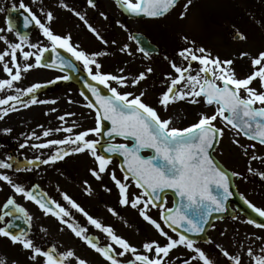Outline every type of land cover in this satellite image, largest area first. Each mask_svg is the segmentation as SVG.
<instances>
[{
    "label": "snow or ice",
    "instance_id": "6c2138e0",
    "mask_svg": "<svg viewBox=\"0 0 264 264\" xmlns=\"http://www.w3.org/2000/svg\"><path fill=\"white\" fill-rule=\"evenodd\" d=\"M191 2L192 0H187L185 9ZM86 4L93 9L97 8L96 0H86ZM116 4L134 16L160 18L176 6L177 0H116ZM58 7L77 17L102 44H109L101 32L89 22L85 12L70 6L66 0H58ZM18 8L27 13L24 16V27L28 28L34 23L46 40L42 43H32L27 35L19 31L16 32L18 42H9L6 36L0 35V41L6 45L5 49L0 50V65L6 74V78H0V92L9 89L15 93L0 98V120L12 112L19 111L18 104L27 109L32 105L56 103L55 100L37 98V90L45 86L42 83H32L23 88L15 87V83L23 79V73L34 68L60 72L68 69L77 71V64L74 63L76 61L82 65L91 81L85 80L84 86L94 99H90L83 91L80 95L85 101L83 107L94 112V127L74 131L78 127L75 121L71 126H65L66 116H75V113L58 116L57 119L63 122L60 127L45 129L43 125H39L44 138L61 132L67 135L41 141V135L32 131L25 137L24 143L19 145L21 149L31 147L54 150L43 159L37 156L26 162H17L15 171H32L33 167L39 165H54L66 157L86 154L94 165L88 169L91 177L102 181L107 175L118 190L119 205L136 210L160 239L143 242V251H140L126 238L116 234L111 226H106L90 215L68 193L61 192L62 200L71 209L82 214L89 225L100 230L111 241L102 246L98 237L90 235L88 228L74 219L73 212L68 207L49 197L46 192L39 191L38 185L25 186L7 172H0V183L7 184L14 195L7 197L0 206V237L8 238L13 245H20L23 250L29 252L28 259L33 264H89L87 259L77 255L72 248L58 251L55 246L47 249L38 246L27 230L20 229L16 221L23 219L30 227L33 218L25 207L17 203L15 197L19 195L34 203L44 216L55 218L62 226L60 231L69 230L74 237L99 254L107 264H173L169 257L178 247H183L189 253L186 259L175 257L179 264H216V260L197 246L198 242L193 238L206 232V226L214 213L228 211L227 201L233 195L229 173L220 167L211 150L223 137L225 130L234 132L233 143L241 147L245 155L249 154V147L255 149L256 145L246 147L240 143L241 137L264 145V51L250 57L252 71L239 76L233 58L222 59L219 55L213 56L205 47L197 46L195 41H188L187 37H183L188 46L176 53L182 63L169 61L172 71L164 74L167 86L160 93L158 104L166 111L170 104L183 101L202 109L206 105L211 111L201 110L195 122L181 128L174 126L171 117H163L156 107L145 101L147 91L141 90L138 94L134 91H121L140 85L149 74L154 73L152 67L132 75H129L125 68H120L118 73L105 72L99 58L109 53H89L72 42L70 33L55 32L51 26L56 19L53 11L41 8L42 20L23 0H20ZM12 10H17L16 5H13ZM99 15L104 20L108 19L103 11L99 12ZM184 15L185 12H182L181 18ZM5 23L6 27L0 28V33L12 32L11 18H6ZM116 24L127 30L121 21L117 20ZM234 39H246V36L237 30ZM137 43L140 44L139 39ZM111 44L115 45L116 41L112 40ZM25 47L30 50H25ZM58 49L70 54V58L62 56ZM119 51L132 55L128 45L120 47ZM138 51L145 57H150V51L146 47L140 46ZM18 52L22 53L26 61L23 66L18 63ZM48 52L53 53L55 57L50 63L44 59L45 53ZM249 55L247 52L239 53L240 58ZM165 59L169 58L166 56ZM70 79V75H58L47 83L54 84ZM254 83L258 87L252 86ZM100 86H103L108 94H104ZM68 102L76 103L71 99ZM56 111V108L49 109V112ZM218 121L223 126H218ZM0 131L8 134L12 129L8 127ZM33 140L41 142L29 143ZM145 151L151 154L145 156ZM114 157L122 158L117 165L122 176L118 177L116 168L111 167ZM251 160L264 162V156L252 154ZM11 161L12 157L0 160V169H13ZM248 171L264 179V172H256L250 166ZM231 176L243 178L238 172H232ZM83 184L84 191L91 195L89 182L85 180ZM132 186L139 189V193H130ZM104 188L108 192L112 190L107 185ZM169 193L173 196L171 207L167 206ZM245 203L258 216L264 217V208L257 207L247 200ZM151 208L159 209V220L149 214ZM107 210L112 215H119L112 207ZM247 223L264 229V222L249 219ZM46 231L47 229L41 228V232ZM205 242L213 244L210 239ZM117 246L119 252L116 250ZM214 247L219 249L228 264H241L240 256L230 253L218 244ZM126 254H131L133 259L122 261L120 258ZM247 255L252 258L253 264H264V249H261V254L256 255L249 247ZM0 264H7L6 259L0 258Z\"/></svg>",
    "mask_w": 264,
    "mask_h": 264
},
{
    "label": "rangeland",
    "instance_id": "374dc122",
    "mask_svg": "<svg viewBox=\"0 0 264 264\" xmlns=\"http://www.w3.org/2000/svg\"><path fill=\"white\" fill-rule=\"evenodd\" d=\"M86 1V0H85ZM23 2L34 11L39 12V3L44 4L46 11H53L56 19L52 22V28L59 34L70 33L72 42L78 44L82 49L89 53L95 51H106L109 54L99 58L103 65V71L118 73L120 68H125L129 75L143 71L147 67H152L155 71L148 75L145 81H142L136 88L121 89V91L141 90L147 91L144 98L145 101L156 107L163 117H171L176 127H187L189 124L196 121L198 113L201 110H208L207 106L190 105L183 101H177L170 104L165 111L158 104L160 93L166 89L164 74L171 72L169 61L175 60L178 64L182 63L176 55L178 50L187 47L183 37H187L188 41H195L197 46H203L208 49L213 56L219 55L223 58H233L235 60V68L237 75L244 76L252 71L250 57H255L259 52L264 51V0H192L191 4L185 9L187 0L181 1L174 9L165 16L154 20H132L127 18L117 8L113 0H102V4H97V8L90 9L86 6L87 19L96 27L105 39L109 41L108 45L102 44L90 31H87L86 26L76 17L66 10L58 7V0H23ZM69 4V0H66ZM16 4H0V28L6 27V8L13 7ZM70 5V4H69ZM70 6L76 7V4ZM105 12L108 16L107 20L100 17L99 12ZM185 12L183 18L181 13ZM38 15V14H37ZM39 17V16H38ZM41 17V16H40ZM43 16L41 17V19ZM75 21L73 22V20ZM43 20V19H42ZM119 20L126 25L127 30L121 29L116 21ZM243 33L246 39L236 41L234 35L236 31ZM133 32H141L149 36L153 43L158 45L161 54L157 58L144 57L137 49L136 44L130 38ZM0 35L7 37L9 42H18L14 32H3ZM115 40L116 44H111ZM32 43H42L36 34L30 38ZM128 45L132 55L121 53L119 48ZM6 48L4 42L0 41V50ZM25 50H30L25 47ZM35 51V50H32ZM247 52L250 55L243 58L239 57V53ZM18 63L23 66L26 61L22 53L18 52ZM169 59H165V57ZM8 59V58H6ZM23 79L15 83V87H27L32 83H42L45 86L37 90L36 96L39 100H55L52 104H37L25 109L20 107L17 112L10 113L3 120H0V130L10 127L11 133L5 134L0 131V160L6 157H12V163L15 166L17 162H26V160L34 159L40 156L41 159L46 158L50 149H32L25 147L21 149L19 145L24 143L25 137L32 131H36L41 135V141L49 138H63L66 133H54L52 137L44 138L41 128L45 129L56 128L62 126L63 122L57 119L58 116L65 113H75V116H66L67 124L71 126L72 122L78 125L74 131H80L86 128L94 127V112L83 107L85 101L81 97L80 92L67 81H58L54 84H48L47 81L54 79L61 73H54L41 68H34L27 73H23ZM0 78H6V74L2 71L0 65ZM252 86L258 87L256 83ZM15 94L13 90L5 89L0 92V98L5 95ZM69 99L76 103H69ZM56 108V112H49V109ZM47 113V115L45 114ZM218 126H223L221 122H217ZM23 133V135H21ZM234 132L225 130L222 138L214 152V157L218 162L227 168L228 171L238 172L242 177H234L237 184H243V189L246 191L243 195L249 197L254 203H264V179L259 175L250 173V166L256 172H264V162L260 160L252 161L251 155L264 156V146L257 142L249 141L247 138L241 137L240 143L246 147L255 144V149L249 147L248 155H245L241 147L233 143ZM10 141L14 142V147L11 151H4L2 148L7 146ZM41 141H30L29 143H39ZM10 146V145H9ZM118 161L113 160L111 167L116 168L117 176H122L117 167ZM44 166V190L54 199H58L62 204L68 206L62 200L61 192L68 193L75 199L90 215L99 219L106 226H111L115 233L126 238L138 250L143 251L142 244L147 240H158L160 237L155 230L145 222L138 212L129 207H124V210H118V190L108 178L104 176L102 181H96L91 177L88 169L93 167L92 159L86 154H75L66 157L63 161H58L54 165H39ZM7 172L14 180V169L3 170ZM87 180L92 188V194L88 195L84 191L83 181ZM242 181H249L244 183ZM19 182V181H18ZM111 188V192L105 191L104 186ZM2 187L0 200L6 196L13 195L11 188L7 184L0 183ZM59 189V191L57 190ZM130 193H139L134 187H130ZM116 209L119 215H112L108 212V208ZM75 213L74 219L80 224H88L82 214L72 209ZM124 212V214L122 213ZM120 214L122 217H120ZM149 214L159 220V215L150 209ZM136 220V226H133V221ZM60 229V228H59ZM232 225H225V235L218 240L219 231L214 230L210 233V240L213 244L197 245L203 248L214 259L217 258L214 253V242H220L221 248L227 249L230 253L238 251L242 253L241 248L236 249L234 246H228V239L232 237ZM167 230V229H166ZM252 236H259V232L255 229L251 230ZM56 235L59 240V246L62 251L72 248L75 239V252L82 258H97V255L86 248V246L78 238L74 237L67 229L64 231L58 230ZM241 236L251 237L250 233L242 232ZM73 238V239H72ZM107 243H111L108 239ZM252 242V237H251ZM10 253L16 252L14 246H10ZM117 252L120 249L116 248ZM29 252L22 250L19 258L28 259ZM221 255V254H220ZM186 259L189 253L183 248L178 247L170 254L169 259L173 264H179L175 261V257ZM124 259H133L131 254H126ZM29 260V259H28ZM220 260H226L221 256ZM223 262H221L222 264Z\"/></svg>",
    "mask_w": 264,
    "mask_h": 264
},
{
    "label": "flooded vegetation",
    "instance_id": "af4514ba",
    "mask_svg": "<svg viewBox=\"0 0 264 264\" xmlns=\"http://www.w3.org/2000/svg\"><path fill=\"white\" fill-rule=\"evenodd\" d=\"M19 2H20V0H0V4H16V7H18ZM69 2H70L69 3L70 5L76 4L77 5L76 7L78 8V10L86 13V6L82 5V4H86L85 0H70ZM96 2H97V4L103 5L102 0H97ZM113 2L115 3L114 5H116L118 8V5L116 4V2L114 0H113ZM9 8H12V7L8 6V8H6V16H7V12H8ZM41 8H43L45 10V6H44L43 2L39 3V12H38L39 17L43 16V14L40 12ZM88 8L92 9L89 6H88ZM6 16H5V21H6ZM75 19L77 20L78 18L76 17ZM75 19L73 20V22L75 21ZM87 31H88V29H87ZM35 34H36V36H38V38H40V40H44V41L46 40V38H44V36L42 35L40 30L35 32ZM32 36H33V34H32ZM80 67L83 69L82 65H80ZM74 87L76 88V86H74ZM0 139H1V137H0ZM43 167L44 166L33 167L32 171H20V172L15 171L14 176L18 177V178H15V180L22 182L25 186H28V187H34V186L38 185L39 188L44 189L43 188V181H44V168ZM13 169L15 170V166ZM242 182L248 183L249 181H242ZM243 186H244L243 184H237L238 190L241 193V196L243 197V199L251 202L252 204L256 205L257 207L264 208V203H254L251 199H249V197H246L243 195L246 192L243 189ZM9 196H11V195H9ZM9 196H6L5 198L0 200V206L3 205V203L6 201L7 197H9ZM15 198H16L17 203H19L23 207H25L33 218L31 221L30 227L25 222V220H23V219L16 221V223L19 225L20 229L29 230V234H30L31 238L34 240V242L38 246L45 248V249L50 248L52 246H55L58 251H62L60 246H59L58 237L56 235V232L59 230V228L62 227L61 225L58 224V221H56V219L51 217V216H44L42 214V212L39 211L38 207L34 203L23 199L21 196L17 195ZM56 200H58V199H56ZM172 202H173L172 197L168 196L167 197V206L171 207ZM67 207L69 208L70 211L73 212V216H75V213L71 209V207L69 205ZM230 208L232 210V213H231L232 216L226 217L224 219H221V220H218L217 222H215L209 230V233H208L209 237H210V233L212 231L217 230L220 232L219 235L217 236L218 240H219L221 237H223L225 235V232H224L225 225L227 223H230L232 225V229H229L228 231L229 232L231 231L232 237L230 239H228L227 245L228 246H234V248H236V249L241 248V250H242V253H239L238 251H234L231 253L241 257V264H253L252 258L247 255V249L249 247H251L254 250V253L256 255L261 254V249H264V229L257 228L254 225L248 224L247 221L249 219H247L240 211H238L237 207L234 204H231ZM117 209L122 211V209L124 210V207L120 206L118 203ZM155 209H157V208H155ZM122 213L124 214V212H122ZM120 217H122L121 214H120ZM233 217H235V218H233ZM132 221H133V226H135V223H137L136 220H132ZM82 226H85L88 228L90 235H96L99 238V242L102 246L108 244L107 243L108 238L100 230L95 229L93 226H91L89 224H83ZM42 227L47 229V231L41 232ZM252 229L257 230L260 233L259 236L254 238L252 236V232H251ZM242 232H245V233L249 232L251 237H252V242H251V237H249V238L246 236L242 237L241 236ZM219 243L220 242H218V241L214 242V246L216 244L219 245ZM11 245L16 248V252L10 253L9 247ZM198 245H204V243H198ZM214 246H213L214 253L217 257V258H214V260H216V264H221V262H223L222 264H228L227 260H224V261L220 260V257L222 256V254L220 253L219 249H216ZM72 247L74 249L76 247L75 239H74V244H72ZM86 248L97 255V258H85L89 261V264H107V262L104 261V259L102 257H100L99 254H97L94 250L88 248L87 246H86ZM22 250L23 249L21 248L20 245H13L8 238L0 237V258H5L7 261V264H13L14 261L16 262V264H33V262L31 260L19 258ZM120 259L122 261L131 260V259H124L123 257H121ZM73 264H74V262H73Z\"/></svg>",
    "mask_w": 264,
    "mask_h": 264
},
{
    "label": "water",
    "instance_id": "95a60500",
    "mask_svg": "<svg viewBox=\"0 0 264 264\" xmlns=\"http://www.w3.org/2000/svg\"><path fill=\"white\" fill-rule=\"evenodd\" d=\"M177 2H178V0H177ZM8 10H9L8 11V18H11V21H12V24H13V29H15L16 31H19L23 35L29 36L30 33L33 31V29H35V24L34 23L31 24L28 28L24 27V16L27 15V13L23 9H17L16 11H13L12 9H8ZM121 10L124 12V15H127L128 17H131V18H142V17H145L143 15H141V16L131 15L130 13H128L125 10H123L122 8H121ZM133 35H134L133 37H135L133 39L136 42H137V39L140 40V44L137 43L138 46L146 47L150 51V54H153V53L154 54H156V53L158 54V49L150 43V41L147 39V37H145L144 35H141V34H137V33L133 34ZM235 40H240V39H235ZM58 51L60 52V54L62 56H65L66 58H69L62 50L58 49ZM54 58H55L54 54L51 53V52H48L45 61L50 63L51 60L54 59ZM65 71H67L70 74V76H71L70 80L75 82L80 87V90L85 93V95H87L90 99H94L91 96V93L88 92L87 88H85V86H84V81L88 80V78L85 75H83V74L80 75V73L77 75V73H75V72L72 73L71 69H68V70H65ZM101 89L104 92V94H108L102 87H101ZM217 143L215 144L214 148L211 150L212 155H213V151L215 150V147H216ZM114 158H118V157H114ZM118 159H119V162H120V160L122 158H118ZM218 164H219V162H218ZM220 167L225 172L229 173L221 165H220ZM229 176H230L231 190H232L233 195L231 197H229V199L227 201V208H228V205L231 202H234L237 205L238 209L240 211H242L248 218L254 219L256 221L259 220V221L262 222V219H259V217H257L256 213L253 212L252 209H250L247 205H245L244 202L242 201V199L238 196V194L236 193V190L234 188L233 177L231 176L230 173H229ZM228 211H229V209H228ZM228 211L225 212V213H219V214L214 213L212 219L210 220L209 225L206 226V231L209 228L210 224L213 221H215L216 219H218L217 217L221 218V217H224V216L228 215ZM206 233L207 232L202 233L199 236H196V237H193V238L196 239V240H204L205 241Z\"/></svg>",
    "mask_w": 264,
    "mask_h": 264
}]
</instances>
